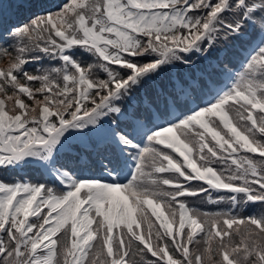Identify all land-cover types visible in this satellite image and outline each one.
<instances>
[{
    "label": "snow or ice",
    "instance_id": "1",
    "mask_svg": "<svg viewBox=\"0 0 264 264\" xmlns=\"http://www.w3.org/2000/svg\"><path fill=\"white\" fill-rule=\"evenodd\" d=\"M0 264H264V0H0Z\"/></svg>",
    "mask_w": 264,
    "mask_h": 264
},
{
    "label": "trees",
    "instance_id": "2",
    "mask_svg": "<svg viewBox=\"0 0 264 264\" xmlns=\"http://www.w3.org/2000/svg\"><path fill=\"white\" fill-rule=\"evenodd\" d=\"M249 155V154H248ZM250 155H252V154H250ZM202 198H205V200H203L202 201V203H200L199 201H198V204L199 205H201V206H199V207H197L198 209H200L201 211H207V212H215V211H218L219 209H220V207H221V205H217V204H214V203H211V202H209L208 201V199H207V196L206 195H204ZM213 199H216V193H213ZM254 208H256L257 210H258V205H255V206H253ZM250 211L252 210V208H250L249 209ZM150 219L151 220H153L151 217H150ZM154 227L155 228H158V226L156 225V224H154ZM146 229H147V225H144V231H146ZM69 230V229H68ZM70 231V230H69ZM61 232H63V231H61ZM135 243H138L137 241L135 242ZM141 247H142V245H141ZM191 249V248H190ZM192 250V249H191ZM191 252V251H190ZM105 253H106V251H105ZM178 255V254H177ZM149 258H151V259H155V258H152V257H150V254H149Z\"/></svg>",
    "mask_w": 264,
    "mask_h": 264
},
{
    "label": "rangeland",
    "instance_id": "3",
    "mask_svg": "<svg viewBox=\"0 0 264 264\" xmlns=\"http://www.w3.org/2000/svg\"><path fill=\"white\" fill-rule=\"evenodd\" d=\"M166 151H169V150H166ZM169 152H171V151H169ZM172 153V152H171ZM172 155H174L175 157H177V155L176 154H173L172 153ZM178 158V157H177ZM179 161H180V159H179ZM181 162V161H180ZM162 175H166V174H162ZM84 207L86 208L87 207V205H84Z\"/></svg>",
    "mask_w": 264,
    "mask_h": 264
}]
</instances>
